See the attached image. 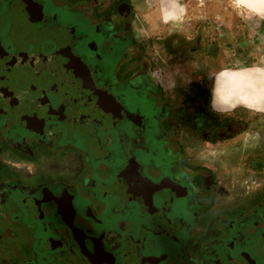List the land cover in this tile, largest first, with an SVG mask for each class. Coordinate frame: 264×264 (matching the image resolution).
Wrapping results in <instances>:
<instances>
[{"label":"flooded vegetation","instance_id":"1","mask_svg":"<svg viewBox=\"0 0 264 264\" xmlns=\"http://www.w3.org/2000/svg\"><path fill=\"white\" fill-rule=\"evenodd\" d=\"M114 2L108 20L0 0V248L19 240L14 264H264V212H214L209 172L184 159L178 121L200 109L129 68L178 37L134 24L144 1Z\"/></svg>","mask_w":264,"mask_h":264},{"label":"crops","instance_id":"2","mask_svg":"<svg viewBox=\"0 0 264 264\" xmlns=\"http://www.w3.org/2000/svg\"><path fill=\"white\" fill-rule=\"evenodd\" d=\"M142 1L145 5L139 6L138 4L140 9L135 6L139 17L136 16L134 24L145 30L146 34L151 35L159 25L158 13L155 10L157 5H150V10L144 12L143 9L148 7L146 4L149 0ZM211 6L209 7L211 13L220 10L215 4L212 11ZM233 34L236 36L233 35L231 39L245 40V34L242 31H235ZM161 55L160 51L136 54L138 59L129 68L132 69L142 64L146 68L149 66L151 78L159 84L161 79L159 80L156 74L160 73L162 68L166 67L168 70L180 68L186 80H182L179 76L176 77V87L170 91L162 85L161 87L165 95L167 94L166 99L173 107L187 108L190 103H193L200 109L197 113L199 114L198 122H194L189 117L178 121L180 122L178 140L184 159L189 166L209 172V179L215 193L213 211L217 213L226 210L242 211L247 214L248 226H250L253 217L264 212V113L252 112L244 107L223 114L214 113L210 107L212 81L210 77L207 78V75L217 70H213L208 61L173 59V56L178 54L172 53L166 54L167 58L164 60L159 57ZM196 88L197 92H195ZM192 92L195 97H198L194 102L189 100L194 95ZM245 133L252 135L246 137ZM256 133H259V141L255 139ZM205 141L210 142L212 148L201 155ZM212 150L220 154L216 157L209 156L207 152ZM3 229L0 228V237ZM16 233H19V229ZM7 237L6 240L2 238L4 242L3 247L0 248L1 256H3L2 251L7 252L5 254L7 260L1 261L5 264L6 262L19 263V252H15V255L12 253L13 250H19V240L10 235Z\"/></svg>","mask_w":264,"mask_h":264},{"label":"clouds","instance_id":"3","mask_svg":"<svg viewBox=\"0 0 264 264\" xmlns=\"http://www.w3.org/2000/svg\"><path fill=\"white\" fill-rule=\"evenodd\" d=\"M212 3L226 5L228 11L241 21V28L249 33V41L258 40L253 43L250 57H254L253 63L248 64L237 58L231 64L221 66L210 75L211 87V110L217 114L231 112L239 107H244L252 112L264 113V31H260L264 24V0H195V8L202 10L198 20H207L208 16L203 10L209 8ZM156 12L160 25L178 29L185 25L191 17L189 13L190 3L188 0H156ZM216 30L223 39L226 33L220 31L225 27L231 32L233 25L224 16L216 14L213 17ZM226 57H236L235 48L224 47L222 49ZM161 85L167 91L176 87V77L186 80L179 67L168 70L166 67L160 70ZM245 133V136H251ZM255 139L259 141V133L255 134ZM210 142H204V151L211 149ZM207 154L216 157L220 153L216 150L208 151Z\"/></svg>","mask_w":264,"mask_h":264},{"label":"rangeland","instance_id":"4","mask_svg":"<svg viewBox=\"0 0 264 264\" xmlns=\"http://www.w3.org/2000/svg\"><path fill=\"white\" fill-rule=\"evenodd\" d=\"M68 1L71 2L74 6L86 5L88 10H90V12L95 16H97L98 18H101V16L104 15L108 18V20H111L113 19L112 16L117 14V9L115 7L116 2H114L115 0H68ZM148 2L149 3L146 4L148 7L150 5L156 4V0H149ZM188 2L190 3L189 13L191 19L188 22H186L185 25H183L181 28L173 29V28H169L168 26L159 24L158 25L159 28L153 30L157 33L158 32L161 33L162 35H165L166 32L168 34L173 33L175 34L176 37H178L177 41H173V39L171 38H162L160 41L161 43L159 44V46L161 44L162 45L165 44L166 47L168 49H171V52H173L174 54L179 55L183 52L182 53L184 55L183 57L177 55V56H173V59L184 58L186 60H193V61H198V60L208 61L210 63V67L213 70L214 69L218 70L221 66L225 64H231L237 58L241 59L242 61H246L248 64L254 62L255 58L249 56V51H251L253 47V43H258L259 41L258 40H255L253 42L249 41V33L247 32L246 29L241 28V21L238 18H236L234 14L225 11L226 5L212 3L211 4L212 6L210 5L212 7V11L214 10L213 7L215 4H216V8L220 10H217V12L215 13L209 12V8L203 10V13L208 16V19L198 20L197 17L201 15L202 10L195 8V0H188ZM216 14H220L224 16L233 25L231 32H229V30L225 27L220 28V31L226 33V36L223 39L220 37L219 33L217 32L216 24L213 20V17ZM239 30L245 34V40H235L233 38L231 39V37H233L234 35L233 33ZM260 31H264V24H262ZM133 32L144 36L142 30L138 31L136 29ZM234 36H236V34ZM192 38H195L194 45L196 48L189 49ZM138 41L141 44L144 43L150 44L149 41H152V39L146 38V40L144 41L143 38H139ZM180 43L184 44L183 49L178 46V44ZM225 46L228 48H235L237 56L226 57L222 51V49ZM9 54L11 53L9 52ZM159 57L165 60L167 58L165 56V51H163V54ZM211 74L212 72H210V74L207 75V78H209ZM156 77H158V79L160 80L161 73H157ZM0 264H4V263H0Z\"/></svg>","mask_w":264,"mask_h":264}]
</instances>
